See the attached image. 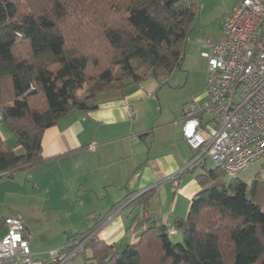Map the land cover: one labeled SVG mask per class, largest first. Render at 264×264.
<instances>
[{
	"label": "trees",
	"instance_id": "16d2710c",
	"mask_svg": "<svg viewBox=\"0 0 264 264\" xmlns=\"http://www.w3.org/2000/svg\"><path fill=\"white\" fill-rule=\"evenodd\" d=\"M198 5V0H0V123L16 139L7 146L0 137V174L40 162L44 130L74 108L95 109L100 91L165 79L181 66ZM88 81L92 85L79 97ZM201 166L196 175L201 190L187 217L175 223L183 241L174 242L162 224L116 250L91 228L65 250L85 241L84 264H264L258 190L248 196L249 184L239 174L226 180L221 168ZM143 195L133 203H142Z\"/></svg>",
	"mask_w": 264,
	"mask_h": 264
},
{
	"label": "crops",
	"instance_id": "0c3cea01",
	"mask_svg": "<svg viewBox=\"0 0 264 264\" xmlns=\"http://www.w3.org/2000/svg\"><path fill=\"white\" fill-rule=\"evenodd\" d=\"M149 79L123 90L100 91L95 109L74 108L44 130L40 162L0 174L15 179L41 176L36 179L41 189L58 192L62 199L68 196V207L82 206L79 219L70 221V231H63L67 237L53 243L48 234L39 241L40 234L25 223L33 253L46 264H50L51 249L65 248L74 236L91 228L116 250L136 243L145 230L162 224L172 239L183 238L175 223L187 217L193 197L201 190L196 175L203 171L200 164L187 168L197 154L181 132L182 107L190 98L173 117L160 119L165 114L162 90L159 94L157 79ZM202 118L208 127L213 125L209 115ZM0 137L7 146L16 142L1 123ZM17 151L24 150L17 147ZM207 160L205 156L206 165ZM140 195L142 203H133ZM6 231L5 222L0 221V237ZM65 264H84L82 252L72 254Z\"/></svg>",
	"mask_w": 264,
	"mask_h": 264
},
{
	"label": "built area",
	"instance_id": "2783aa9c",
	"mask_svg": "<svg viewBox=\"0 0 264 264\" xmlns=\"http://www.w3.org/2000/svg\"><path fill=\"white\" fill-rule=\"evenodd\" d=\"M201 42L207 58L206 98L182 107V136L197 151L187 168L203 165L207 156L234 177L264 157V0H238L221 24L219 40ZM134 114L130 108L129 115ZM205 114L211 127L204 124ZM5 225L0 264H46L33 253L21 218L8 216ZM84 242L76 240L70 252L51 249L47 262L65 264Z\"/></svg>",
	"mask_w": 264,
	"mask_h": 264
},
{
	"label": "rangeland",
	"instance_id": "374dc122",
	"mask_svg": "<svg viewBox=\"0 0 264 264\" xmlns=\"http://www.w3.org/2000/svg\"><path fill=\"white\" fill-rule=\"evenodd\" d=\"M198 1L195 30L188 37L182 65L176 67L165 79L161 77L157 81L160 83L159 94L162 90L160 103L165 113L163 116L160 115V119L173 117V113L180 109L188 98L189 101L193 99L202 101L206 98L207 58L201 55L204 49L201 41L207 39L211 42L217 41L221 35L222 22L238 0ZM91 85L92 81L86 82L83 88L77 91V95L86 94ZM197 95H200L198 99L195 98ZM212 168H215V164L208 158L206 169ZM238 178L249 184L248 196H251L253 188L258 190L257 199L264 209V157L245 167ZM36 179L37 177L26 179L25 175L24 178L15 179L8 174L0 177V219L4 220L9 215L19 216L24 224L40 234L39 241L45 240L43 237L49 235L53 243L65 236L66 231H70L71 219L72 221L79 219L83 208L81 205L68 207L70 204L68 196L62 199L58 192L41 189L37 182L38 179L41 180V176L37 181ZM225 179L231 178L226 174ZM254 180L257 182L253 185ZM64 230L66 231L63 232ZM173 241L181 242L183 238L174 237Z\"/></svg>",
	"mask_w": 264,
	"mask_h": 264
}]
</instances>
